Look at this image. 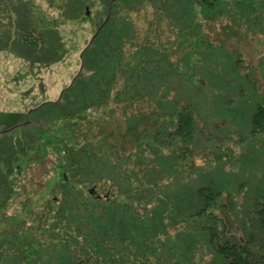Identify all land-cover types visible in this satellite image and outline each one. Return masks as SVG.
I'll return each mask as SVG.
<instances>
[{
	"label": "rangeland",
	"instance_id": "rangeland-1",
	"mask_svg": "<svg viewBox=\"0 0 264 264\" xmlns=\"http://www.w3.org/2000/svg\"><path fill=\"white\" fill-rule=\"evenodd\" d=\"M115 1L125 11L126 0ZM200 1L143 0L129 38L104 41L106 67L88 71L83 49L107 1L0 0V111L26 113L61 98L79 112L63 131L74 139L76 187L64 205L70 218L56 217L63 192L53 153L9 176L0 162V264H229L211 248L209 231L192 226L189 194L199 185L222 192L209 210L227 236L259 230L252 209L264 200V134L254 136L251 117L264 104V0H222L211 12ZM54 22L62 57L55 47L51 62L22 53L26 32ZM172 100L196 108L193 162L172 161L177 149L162 153L149 142L170 123L161 113ZM57 119L56 128L65 124ZM108 209L124 224L102 239L95 225ZM132 217L143 224L138 231L125 229ZM90 230L106 256L91 249L89 236L85 246Z\"/></svg>",
	"mask_w": 264,
	"mask_h": 264
},
{
	"label": "trees",
	"instance_id": "trees-1",
	"mask_svg": "<svg viewBox=\"0 0 264 264\" xmlns=\"http://www.w3.org/2000/svg\"><path fill=\"white\" fill-rule=\"evenodd\" d=\"M113 1L114 0H103V2L106 3L105 12H101L102 10L95 12L92 19L91 24L95 27V30L90 42L84 47L82 54L84 58L83 65L86 69H89L88 71H90L94 63L99 64L98 67H106L107 64L103 62V59L107 56L105 54L110 53V49L108 48L109 46L104 45V41L106 42L109 39H112L113 42H111V44L115 46L123 35H125L124 39L129 38L131 35V22L133 21L131 19V14L133 9H136V6L140 5L143 0H126L127 7L125 8V11H121L120 9L117 11L115 8L116 1ZM219 1L221 2L222 0H201L199 5L203 10L211 12L216 8ZM237 1L240 2V0ZM79 4L82 8V1ZM68 9L70 10V7H68ZM72 13L74 12L71 9L70 14ZM77 16L78 15L73 17ZM50 24L47 25L48 27L42 32L30 30L21 37V45L19 46H21L22 53L29 57L43 54V56H45L44 62L55 61L53 56L57 53L52 52L56 50L60 53V44L57 42L55 43L56 40L53 42L51 34L54 31H57L59 25L55 22ZM54 33L59 37L57 32ZM117 36H119V39ZM124 44L125 42L123 41L122 45ZM53 47H55V50H53ZM119 51L120 53L123 52L122 48L119 49ZM84 55L86 57H84ZM60 57H62V53H60ZM76 82H79V80H76ZM78 92L79 91H74L73 93ZM83 97L85 99V95L81 94L78 96L81 101L83 100ZM65 99H68V97L66 96ZM67 101H61V98L57 101H46L42 103L45 106L38 105L26 113L0 111V135H3L4 139L2 140V143H0V158H2L0 159V162L5 164L4 166L8 171V176L15 170L18 171L19 168L23 167L22 162H27V164L30 162L38 164L45 160L50 153H53L57 158L56 165L59 170L55 174V183L60 189V192H63V195L61 194L62 198L59 210L58 213H56L58 215L56 217L59 218V220L62 218H70V216L64 211V205L69 196L68 190L76 187V180H74V177L70 174L71 171H74L75 163L72 159L70 160V155L68 154L70 149H72V146H74V139L70 135H66L63 131L65 129L64 125L70 126L73 124L72 121L70 122V118L78 116L79 112L71 109ZM85 108L87 107H84L81 110H84ZM161 114L163 119L169 120L170 123L159 124L161 128L151 136L149 142L156 146L155 148L157 151L162 153L164 152V146L170 148V151H172V149H177L178 152L175 151L174 153H171L172 159L170 160L172 161L177 163H180V161L183 163L188 161L193 162L194 159L192 156L187 157V155L192 154L190 153L191 150L189 147L196 142L195 136L198 115L196 108L191 103L179 105L175 100H172L168 106L162 110ZM57 117H59V119L64 117L65 124L56 128L55 124L58 120ZM67 117L69 118L68 120ZM155 118L157 119L156 116ZM44 121L50 122L45 125L42 124ZM158 123L159 120L155 121V124ZM251 123L254 136L260 134V132L264 134V104L257 107L255 113L251 117ZM27 158L30 159V161H25L28 160ZM164 159L167 160V158ZM174 168L175 167H173V169ZM76 192L78 197L79 193L82 194V190L80 191V189H77ZM221 193L222 192L219 190H213L208 187L200 188L199 185L193 191L192 196L189 194V197H191L190 201H193L191 204L192 208L189 211V218L192 219L194 230H200L201 227L203 230L209 231L208 240L211 248H213L219 256L226 259L229 264H258L264 262V200H257L252 209L259 230L251 232L247 238L240 239L235 236H227L225 234L224 226L218 228L216 222L219 219L209 210L214 208V206L217 208L220 205ZM86 197L90 198L94 204L100 202L97 197L89 195H86ZM66 206L68 211L71 210V207L68 205ZM116 216L117 214L111 209H108L106 213V222L105 220L103 221L102 216L99 215V220L96 221L95 225L98 237L103 239L110 229H115L122 233L121 225H123L124 222L121 221V225L120 222L117 223L115 220ZM141 226H143V224ZM141 226L138 225L137 219L132 217L125 229H135L138 231ZM78 230H80V227H78ZM84 234L85 238L86 236H89V241H91L90 244L93 247L91 249H96L98 254L106 256V252L100 250L101 245L99 242H93L92 237L94 233L90 230ZM89 241L87 238L85 239V246L90 245L88 244ZM96 245L97 248H95ZM103 259L110 261L109 256ZM74 264L83 263L76 261Z\"/></svg>",
	"mask_w": 264,
	"mask_h": 264
}]
</instances>
